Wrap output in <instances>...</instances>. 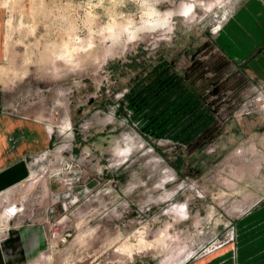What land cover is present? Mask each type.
<instances>
[{"label":"rangeland","instance_id":"rangeland-1","mask_svg":"<svg viewBox=\"0 0 264 264\" xmlns=\"http://www.w3.org/2000/svg\"><path fill=\"white\" fill-rule=\"evenodd\" d=\"M71 22L84 48L43 63ZM0 37V115L26 145L0 192L8 254L264 261V0H0Z\"/></svg>","mask_w":264,"mask_h":264},{"label":"crops","instance_id":"crops-1","mask_svg":"<svg viewBox=\"0 0 264 264\" xmlns=\"http://www.w3.org/2000/svg\"><path fill=\"white\" fill-rule=\"evenodd\" d=\"M19 128L20 121L18 119L15 120L14 118L0 115V192L10 191L14 187V180L17 179L19 173L18 166H14V164L18 160L21 150L26 149L25 144L19 143ZM8 208L9 206L4 209L1 216L6 220L8 219L10 223L13 218L11 210H14V208ZM16 233L21 248V255L23 256V261H25L28 257V250H31V243L32 247H36L38 244L37 234L34 235V239L31 241V239L27 238L28 231L26 229ZM1 241L0 238V264H20L17 257H13V255L6 252V243ZM7 247L8 251L14 249L12 245ZM258 264H264V261Z\"/></svg>","mask_w":264,"mask_h":264},{"label":"bare ground","instance_id":"bare-ground-1","mask_svg":"<svg viewBox=\"0 0 264 264\" xmlns=\"http://www.w3.org/2000/svg\"><path fill=\"white\" fill-rule=\"evenodd\" d=\"M33 1H35V0H33ZM64 18H66V17L64 16ZM89 21H91V20H89ZM73 28H76V25H75V23L71 22L69 24V26L65 27V29L61 33V35L59 37L61 40H55V41L48 42L44 46V49H43L44 51L41 52V61L43 63H48L50 61L52 62L54 59L56 60V58H63V59L65 58V59H68V60L70 59V60L74 61V58H75V55L77 54V52L81 48H84L82 45L84 40L80 37V35L75 34V32H73ZM110 29L112 31L110 33V35L113 36V35H116L118 33V32L116 33V31L113 30L112 27ZM89 42L90 43H87V44L92 46L93 42L91 40ZM4 69H5V67H3V69H1V71H0V81H1V83L6 84L7 81L4 79V76H3L5 74ZM8 70H9V68H7V71ZM16 73H17V70H15V75H16ZM17 212H18V210H11V215L14 216L15 214H17Z\"/></svg>","mask_w":264,"mask_h":264},{"label":"clouds","instance_id":"clouds-1","mask_svg":"<svg viewBox=\"0 0 264 264\" xmlns=\"http://www.w3.org/2000/svg\"><path fill=\"white\" fill-rule=\"evenodd\" d=\"M134 38H135L134 36H129V37H128L129 40H132V39H134Z\"/></svg>","mask_w":264,"mask_h":264}]
</instances>
